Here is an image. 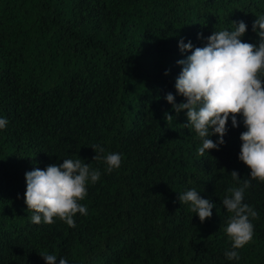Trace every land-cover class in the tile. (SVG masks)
Masks as SVG:
<instances>
[{
    "label": "trees",
    "instance_id": "1",
    "mask_svg": "<svg viewBox=\"0 0 264 264\" xmlns=\"http://www.w3.org/2000/svg\"><path fill=\"white\" fill-rule=\"evenodd\" d=\"M262 15L264 0H0V264H46L49 254L57 264H264L258 180L243 200L258 214L253 238L239 260L225 255L232 214L222 200L250 179L239 160L243 117L236 128L229 118L225 144L201 156L186 110L177 115L165 99L186 102L175 88L177 61L191 55L181 39L204 47L244 21L242 41L258 44ZM110 153L121 165L108 172ZM78 158L101 173L78 201L87 215L74 228L59 217L32 223L25 174ZM193 188L215 205L204 222L178 198Z\"/></svg>",
    "mask_w": 264,
    "mask_h": 264
},
{
    "label": "clouds",
    "instance_id": "2",
    "mask_svg": "<svg viewBox=\"0 0 264 264\" xmlns=\"http://www.w3.org/2000/svg\"><path fill=\"white\" fill-rule=\"evenodd\" d=\"M234 30L213 31L207 37L204 47H193L189 40L179 41L180 51L191 52L186 59L177 61L182 70L176 79L177 94L186 102L176 103L172 93L165 97L172 105L175 113L186 110L188 123L200 138L202 146L198 149L203 156L207 150H219L225 144L224 137L228 132L227 124L231 118L233 128L239 126L237 117H243L246 131L240 134L242 141L239 160L250 169V179L240 183L237 171L231 172L232 179L240 183L239 187H231L230 196L222 200L229 217L226 233L232 241V249L225 252L227 259L239 260L236 249L243 248L253 238L254 226L250 220L257 217V212L248 204L243 203L246 189L251 187L252 180L264 182V15L259 16L252 25L253 32L259 37V43L243 42L242 37L247 31L244 21H233ZM200 38V34H198ZM168 72H165L167 75ZM167 120L172 115L165 114ZM8 121L0 118V129L7 126ZM217 136L214 142L211 137ZM99 160L104 149L92 147ZM107 171L118 169L121 165V154L110 153L104 157ZM101 173L90 169L82 159H63L62 164H52L46 169L35 168L25 174V203L27 210L34 214L31 222L40 224L54 223L59 217L70 228H74L73 217L80 213L87 215V207L78 203L87 195V184L96 183ZM180 203H191V211L196 213L201 222L212 216L215 207L208 199L200 196L193 188L179 194ZM46 264H57L56 255H41ZM59 264H68L64 257Z\"/></svg>",
    "mask_w": 264,
    "mask_h": 264
}]
</instances>
